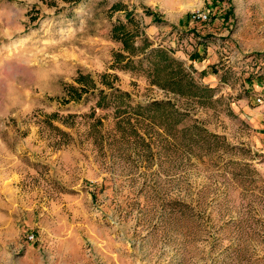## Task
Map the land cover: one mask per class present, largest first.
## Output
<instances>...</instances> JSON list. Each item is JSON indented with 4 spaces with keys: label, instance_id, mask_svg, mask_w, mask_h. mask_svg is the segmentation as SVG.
Here are the masks:
<instances>
[{
    "label": "rangeland",
    "instance_id": "1",
    "mask_svg": "<svg viewBox=\"0 0 264 264\" xmlns=\"http://www.w3.org/2000/svg\"><path fill=\"white\" fill-rule=\"evenodd\" d=\"M0 264H264V0H0Z\"/></svg>",
    "mask_w": 264,
    "mask_h": 264
},
{
    "label": "trees",
    "instance_id": "2",
    "mask_svg": "<svg viewBox=\"0 0 264 264\" xmlns=\"http://www.w3.org/2000/svg\"><path fill=\"white\" fill-rule=\"evenodd\" d=\"M167 62H168V66H170L171 65L170 63L171 62H174V61H172L169 58L167 60ZM176 64H178V66H179V69H178V75H179L178 76V80H181L182 82L185 81V80H187L188 79V75L185 73L184 65L181 64V63H178V62H176ZM80 79H84V77L81 76ZM68 90H69V93H73L76 96L78 95V99H79L80 98L79 91H82V92L85 91L86 92L88 90V87L85 86V85H81V87H75V86L70 85V86H68ZM100 94L101 95H105L104 92H100ZM170 105H171L170 103H160V102H156V103L152 104L151 106L146 107L145 109L146 110H149V109H152L154 107H164L165 108V107H169ZM177 114H178V112H177Z\"/></svg>",
    "mask_w": 264,
    "mask_h": 264
},
{
    "label": "crops",
    "instance_id": "3",
    "mask_svg": "<svg viewBox=\"0 0 264 264\" xmlns=\"http://www.w3.org/2000/svg\"><path fill=\"white\" fill-rule=\"evenodd\" d=\"M197 40H200V41H202L203 39H199V38H197ZM201 45V44H200ZM201 46H203V45H201ZM194 56H196V55H194ZM199 56V57H198ZM198 57V58H197ZM197 59H198V61L200 62V54H198L197 56H196V58H194L192 61H190L192 64H196L197 63ZM195 67H196V65H195ZM202 70H201V72H203V71H205V69H204V67H202L201 68ZM213 78V77H212ZM209 83H213V80L212 81H210Z\"/></svg>",
    "mask_w": 264,
    "mask_h": 264
},
{
    "label": "built area",
    "instance_id": "4",
    "mask_svg": "<svg viewBox=\"0 0 264 264\" xmlns=\"http://www.w3.org/2000/svg\"><path fill=\"white\" fill-rule=\"evenodd\" d=\"M199 18H201V16H199ZM204 18H207V16H204ZM259 103H263V99L260 97V98H258V100H257ZM34 237H32V239H33Z\"/></svg>",
    "mask_w": 264,
    "mask_h": 264
}]
</instances>
